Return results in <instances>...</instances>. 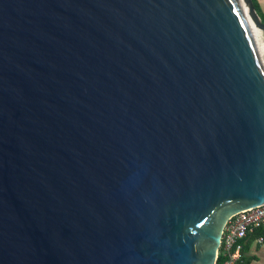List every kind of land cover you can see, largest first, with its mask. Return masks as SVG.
<instances>
[{"label": "water", "instance_id": "water-1", "mask_svg": "<svg viewBox=\"0 0 264 264\" xmlns=\"http://www.w3.org/2000/svg\"><path fill=\"white\" fill-rule=\"evenodd\" d=\"M243 1L0 0V264H217L264 204Z\"/></svg>", "mask_w": 264, "mask_h": 264}, {"label": "built area", "instance_id": "built-area-1", "mask_svg": "<svg viewBox=\"0 0 264 264\" xmlns=\"http://www.w3.org/2000/svg\"><path fill=\"white\" fill-rule=\"evenodd\" d=\"M258 229H264V204L232 216L222 236L217 264L240 263L247 236ZM255 241L264 244V237H256Z\"/></svg>", "mask_w": 264, "mask_h": 264}, {"label": "crops", "instance_id": "crops-1", "mask_svg": "<svg viewBox=\"0 0 264 264\" xmlns=\"http://www.w3.org/2000/svg\"><path fill=\"white\" fill-rule=\"evenodd\" d=\"M264 13V0H258ZM246 239L243 259L241 264H264V244H258L255 239Z\"/></svg>", "mask_w": 264, "mask_h": 264}, {"label": "bare ground", "instance_id": "bare-ground-1", "mask_svg": "<svg viewBox=\"0 0 264 264\" xmlns=\"http://www.w3.org/2000/svg\"><path fill=\"white\" fill-rule=\"evenodd\" d=\"M243 2H242V5L244 6V12L246 14L247 20H248V22L250 24V27L252 29V32H253L254 36L256 37V39H257V41L259 43V46H260V49H261V52H262V56L264 57V40H263L262 33L255 27L254 23L252 22V20H251V18L249 16L248 9L246 8V6H245V4Z\"/></svg>", "mask_w": 264, "mask_h": 264}, {"label": "trees", "instance_id": "trees-1", "mask_svg": "<svg viewBox=\"0 0 264 264\" xmlns=\"http://www.w3.org/2000/svg\"><path fill=\"white\" fill-rule=\"evenodd\" d=\"M253 3H254V6H255V9H256V12L258 13V15L260 16L263 24H264V13L262 11V8L258 2V0H253ZM264 237V229H258V230H255L251 235H249L250 238H253L255 239L256 237ZM238 264H241V263H238Z\"/></svg>", "mask_w": 264, "mask_h": 264}, {"label": "rangeland", "instance_id": "rangeland-1", "mask_svg": "<svg viewBox=\"0 0 264 264\" xmlns=\"http://www.w3.org/2000/svg\"><path fill=\"white\" fill-rule=\"evenodd\" d=\"M263 40H264V37H263ZM264 58V57H263Z\"/></svg>", "mask_w": 264, "mask_h": 264}]
</instances>
